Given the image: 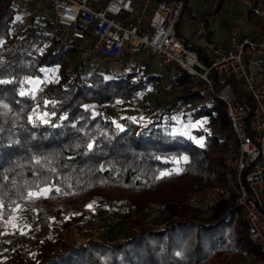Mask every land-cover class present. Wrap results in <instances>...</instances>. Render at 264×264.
Instances as JSON below:
<instances>
[{"label": "trees", "instance_id": "16d2710c", "mask_svg": "<svg viewBox=\"0 0 264 264\" xmlns=\"http://www.w3.org/2000/svg\"><path fill=\"white\" fill-rule=\"evenodd\" d=\"M229 2L219 0L216 11ZM245 9L247 22L264 34L263 12ZM25 12L30 20L22 25L12 0H0V218L16 231L15 220L35 212L38 228L27 237L9 232L21 242L0 250V264H226L250 252L260 256L248 244L234 196L206 219L188 202L227 187L231 124L225 105L202 94V83L174 65L163 73L137 64L124 75L83 74L78 63L72 66L75 47L62 45L57 29L52 35L44 29L55 23ZM30 79L41 80L36 91L28 88ZM161 82L167 85L161 111L145 105L137 117L108 112L111 104ZM34 109L47 113V123ZM149 113L156 118L145 123ZM187 116L190 133L174 132ZM204 119L217 133L205 129ZM46 187L51 191L40 198L25 199ZM113 202L128 208L120 215L128 230L99 237L83 231L82 239L73 238L86 207ZM151 202L164 204L167 215L147 220L141 212Z\"/></svg>", "mask_w": 264, "mask_h": 264}, {"label": "built area", "instance_id": "2783aa9c", "mask_svg": "<svg viewBox=\"0 0 264 264\" xmlns=\"http://www.w3.org/2000/svg\"><path fill=\"white\" fill-rule=\"evenodd\" d=\"M37 17L51 18L62 45L75 47L74 61L83 74L112 70L126 64L125 49L148 51L153 70L163 73L174 65L202 83L201 93L220 100L231 124L227 145L228 182L220 197L191 200L205 218L219 203L235 197L245 216L249 237L260 256L250 252L235 264H264V37L240 33L230 24L220 36L219 0H12ZM262 11V3L233 0ZM196 45L180 31L183 16ZM246 21L248 18L246 17ZM121 213L125 209L120 210ZM150 219L166 216L164 204L143 211Z\"/></svg>", "mask_w": 264, "mask_h": 264}, {"label": "rangeland", "instance_id": "374dc122", "mask_svg": "<svg viewBox=\"0 0 264 264\" xmlns=\"http://www.w3.org/2000/svg\"><path fill=\"white\" fill-rule=\"evenodd\" d=\"M196 2H199V0H196ZM262 12L264 14V0H262ZM25 7H18L17 8V14L19 15V20L22 22V25H26L29 20L30 16H28V12H25ZM25 12V13H24ZM220 15L222 16L220 20V24H236L241 34H247L250 37L254 38H262L264 37L263 32L251 25L246 21V9L243 5H241L239 2H233V0H230L229 4H227L220 12ZM50 21H52L51 18H49ZM188 21V13H186L182 21L180 23V31L185 36H190L192 34L193 29L196 26V21H191L187 24ZM53 22V21H52ZM56 27V26H55ZM45 28L49 35H52L56 28ZM220 32V31H219ZM196 42V41H195ZM197 45V43H196ZM125 58H126V65L122 68H114L112 69V72L124 75L126 72L132 70L137 64H143L148 65L151 62V56L148 51H141L138 53H131L128 48L125 49ZM73 59V57H72ZM76 62L72 61V66L74 67ZM138 66V65H137ZM167 71V70H166ZM165 71V72H166ZM54 77V75H52ZM29 81H39L38 84L28 83V88L30 90L36 91L41 80L40 79H30ZM166 83H157L156 85H151L144 91V93L134 99L124 100V101H117L114 104H111L107 110L108 112L112 114H119V115H128L137 117V109L142 108L143 106L147 105L150 107H154L157 110H162L161 107H159L158 102L164 100L166 97ZM145 118V117H144ZM149 118H156V116L153 113H149L146 115V119L144 120L145 123L148 121ZM203 121V126L206 130L217 133L218 127L210 125L205 119ZM192 122L190 116H187L185 119L180 120L177 125L173 127L174 132H182L185 134L190 133L189 123ZM199 123V122H196ZM225 157L227 158V154H225ZM226 187H223L221 191H215L214 189H207L205 192L196 194L193 198H191L188 202L191 200H201L206 198H218L220 195L224 192ZM152 204H160L157 202H151L147 206H150ZM142 210L141 214L147 219V220H153L157 218L150 219L145 212V210ZM125 209L124 213H121L120 210ZM83 211H86L88 214L87 218L84 221L79 222V224L75 225L72 228V236L73 238L82 239L83 236L81 235L83 231H88L93 236L99 237L103 235H112V236H120L125 230L129 229V225L123 224L120 220V215L125 214L128 211V208L126 206H121L118 202H113L111 206L108 205H101L98 207L91 206L86 207ZM203 219H206L203 217ZM163 217V216H161ZM158 217V218H161ZM14 226H17V230H7V225H5L4 221L0 218V250L4 251L7 249V246L9 244L16 245L21 242L20 240L16 239V236L10 233H16L18 236L27 237L31 236L35 229L38 228V221H37V215L35 212H28L23 217L15 220ZM13 226V227H14ZM248 244L255 248L259 249L258 245L249 237L248 238ZM23 242V241H22ZM27 242V241H25ZM34 252V251H33ZM241 258L235 260L234 262H228L226 264H235L237 261H239Z\"/></svg>", "mask_w": 264, "mask_h": 264}, {"label": "snow or ice", "instance_id": "6c2138e0", "mask_svg": "<svg viewBox=\"0 0 264 264\" xmlns=\"http://www.w3.org/2000/svg\"><path fill=\"white\" fill-rule=\"evenodd\" d=\"M17 19H19V17H17ZM29 83H33V84H38L39 81H28ZM25 93L23 91H21L20 95H24ZM6 107V106H5ZM33 114L34 116L39 119V120H42L43 122L47 123V120L45 119V117L47 116V113H43V114H40L37 112V110H33ZM31 119V117L29 118ZM198 143H201L202 144V141H198ZM88 148L91 149L92 148V145L89 144L88 145ZM37 163H39V161H37ZM163 175H166V173H161V176ZM57 191H59V189H56ZM49 191H51L50 188H43V189H38L37 191H29L27 192L26 194V197L25 199L27 200H33V199H38L40 198L41 196H43L45 193H48ZM4 204L2 201H0V216L3 215V209H4ZM91 207V206H89ZM20 208V205H16V209H19ZM14 209V211L16 210Z\"/></svg>", "mask_w": 264, "mask_h": 264}, {"label": "crops", "instance_id": "0c3cea01", "mask_svg": "<svg viewBox=\"0 0 264 264\" xmlns=\"http://www.w3.org/2000/svg\"><path fill=\"white\" fill-rule=\"evenodd\" d=\"M194 21V20H193ZM228 28H229V24H225V25H223V24H220V36L221 37H225L226 36V34H227V31H228ZM184 35V34H183ZM243 35H245V34H243ZM185 36V35H184ZM187 39H188V41H190V42H194V43H197V45H199L200 47L201 46H203V44H204V40L203 39H201V40H197L196 42L192 39V36L190 37V36H185Z\"/></svg>", "mask_w": 264, "mask_h": 264}]
</instances>
